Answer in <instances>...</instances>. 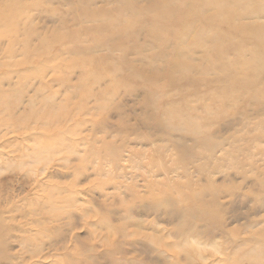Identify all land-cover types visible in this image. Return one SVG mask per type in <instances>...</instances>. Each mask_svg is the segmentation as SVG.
Wrapping results in <instances>:
<instances>
[{
	"label": "rangeland",
	"instance_id": "rangeland-1",
	"mask_svg": "<svg viewBox=\"0 0 264 264\" xmlns=\"http://www.w3.org/2000/svg\"><path fill=\"white\" fill-rule=\"evenodd\" d=\"M0 264H264V0H0Z\"/></svg>",
	"mask_w": 264,
	"mask_h": 264
}]
</instances>
